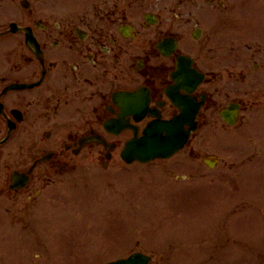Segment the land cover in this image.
<instances>
[{
	"label": "flooded vegetation",
	"instance_id": "obj_1",
	"mask_svg": "<svg viewBox=\"0 0 264 264\" xmlns=\"http://www.w3.org/2000/svg\"><path fill=\"white\" fill-rule=\"evenodd\" d=\"M256 1L0 0V30L22 27L0 37V141L9 135L0 143V196L24 192L3 187L13 172L19 186L31 166V185L78 171L81 153L114 135L120 115L143 130L195 111L198 132L233 104L235 127L264 130ZM194 71L204 73L199 82Z\"/></svg>",
	"mask_w": 264,
	"mask_h": 264
},
{
	"label": "rangeland",
	"instance_id": "obj_2",
	"mask_svg": "<svg viewBox=\"0 0 264 264\" xmlns=\"http://www.w3.org/2000/svg\"><path fill=\"white\" fill-rule=\"evenodd\" d=\"M252 6L255 18H264V0ZM218 148L206 144L203 152L223 153ZM80 159L78 178L27 206L30 216L24 221L18 220L25 216L21 202H28L26 194L0 200V209L9 208L0 239L17 241L0 247V264H37L32 262L36 252L48 264H104L134 249L155 253L160 264H264V166L259 155L233 189L212 179L223 173L222 166L212 169L198 159L188 164L184 152L166 162L132 166L118 155L107 167L86 151ZM75 222L76 228L96 235L84 241L73 230ZM35 233L44 242L37 243ZM103 242L107 248L102 250ZM253 248L263 253L257 255ZM210 250L209 263L203 259ZM228 255L226 261L220 258Z\"/></svg>",
	"mask_w": 264,
	"mask_h": 264
},
{
	"label": "water",
	"instance_id": "obj_3",
	"mask_svg": "<svg viewBox=\"0 0 264 264\" xmlns=\"http://www.w3.org/2000/svg\"><path fill=\"white\" fill-rule=\"evenodd\" d=\"M151 139H153V137H151ZM141 145L143 147V152H141L142 154L140 156H139L140 145L138 143H136L133 145V147L128 149L127 152L129 154V156H127V158L130 160L132 159V157L130 156L131 152H133V154H135V156L139 157L143 161L150 160L151 158L156 157V156L165 155L164 152L162 151V149H159L157 147H152L151 146L152 143H148V142L142 140ZM124 263L125 262L121 261V264H124ZM135 264H137V262Z\"/></svg>",
	"mask_w": 264,
	"mask_h": 264
}]
</instances>
